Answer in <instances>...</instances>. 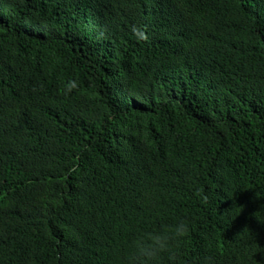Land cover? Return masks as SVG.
I'll return each instance as SVG.
<instances>
[{
    "label": "trees",
    "instance_id": "trees-1",
    "mask_svg": "<svg viewBox=\"0 0 264 264\" xmlns=\"http://www.w3.org/2000/svg\"><path fill=\"white\" fill-rule=\"evenodd\" d=\"M181 219L159 264H264V0H0V264Z\"/></svg>",
    "mask_w": 264,
    "mask_h": 264
},
{
    "label": "clouds",
    "instance_id": "clouds-1",
    "mask_svg": "<svg viewBox=\"0 0 264 264\" xmlns=\"http://www.w3.org/2000/svg\"><path fill=\"white\" fill-rule=\"evenodd\" d=\"M146 26L133 25V31L138 38L146 39ZM78 87V81L71 79L64 85L65 94ZM190 232V225L183 219L172 225H165L159 230L148 231L133 244L129 261L130 264H159L161 255L167 253L170 260L178 258L175 241L186 237Z\"/></svg>",
    "mask_w": 264,
    "mask_h": 264
}]
</instances>
